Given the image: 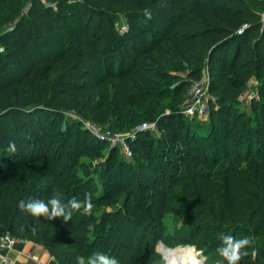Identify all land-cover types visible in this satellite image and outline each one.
Masks as SVG:
<instances>
[{"label": "trees", "instance_id": "trees-1", "mask_svg": "<svg viewBox=\"0 0 264 264\" xmlns=\"http://www.w3.org/2000/svg\"><path fill=\"white\" fill-rule=\"evenodd\" d=\"M51 1L0 0V14L3 13L0 41L11 40L0 51V237L9 234L31 240L48 223L21 212L18 208L21 199H45L47 193H53L66 202L75 196V190L82 195L93 190L89 182L70 172L75 166L71 153L60 164L59 144L53 140L56 126L50 118L62 99L95 92L107 80L121 81L138 59L153 54L154 47L167 35L183 43L204 39L185 50L187 61L195 66L205 62L209 71L218 75L227 70L253 69L254 51L264 55V31L258 33L259 25L253 14L246 15L250 33L258 35L252 37V42L246 32L237 34L223 22L225 16H235L233 10H226L230 0H96L99 3L86 10L88 14L67 1H54L52 7ZM25 6H28L26 13L22 11ZM146 10L151 13L150 20ZM120 15L127 26L123 35L108 31L106 24L111 28ZM15 18L17 21L11 28L1 27ZM78 37L84 44L75 48ZM163 72L160 66L151 70L155 77ZM196 74L191 76L197 77ZM224 83L229 85L228 81ZM209 109L208 125L212 129L218 122L216 112L227 115L228 133L243 128V118L233 103L219 100L217 110L213 106ZM192 115L199 117L196 113ZM254 115L253 133L264 138V105ZM72 127L73 123L66 121L63 135L67 136ZM210 137L207 129L192 126L186 136L187 144L182 141L185 146L178 148L174 160H170L176 173L161 174L151 164H139L138 188L151 208L148 226L140 208L133 203L124 211L111 213L105 231H102L105 224L95 223L92 215H81L78 222L69 221L66 228L58 230L60 237L69 246L85 248L89 244L88 235L100 231L105 240L99 241L98 246L101 250L121 251L128 257L124 264L128 261L135 264L140 253L151 254L159 241L171 246L165 237L164 219L172 206L173 189L183 186L193 194L196 189L212 185L216 177L214 162L222 156L229 174L237 178L240 155L232 158L221 151L222 155L215 158L214 152L199 145ZM9 141L15 142V153L7 150ZM247 149L249 154L244 157L247 161H264V146L253 153ZM26 175L34 180L21 187L27 184ZM117 199L118 193L114 192L108 204H115ZM196 210L197 217L188 218L192 225L187 233L190 243L216 233L213 226L205 224L199 206ZM62 220L57 218L53 223ZM231 235L240 238L235 232ZM248 251L246 264L259 261L264 264V239L258 245L251 242ZM252 253L256 254L255 259Z\"/></svg>", "mask_w": 264, "mask_h": 264}, {"label": "rangeland", "instance_id": "rangeland-1", "mask_svg": "<svg viewBox=\"0 0 264 264\" xmlns=\"http://www.w3.org/2000/svg\"><path fill=\"white\" fill-rule=\"evenodd\" d=\"M54 1L77 5L85 14H88L86 10L99 3L96 0H53L50 6L55 5ZM230 2L226 10H233L232 15L235 16H225L223 22L230 25L237 34L246 32L247 36L255 38L258 35L250 33V24L246 19V15L253 14L259 25L258 33L262 34L264 0ZM22 11L28 12V6ZM118 17L119 20L112 23L111 28L105 23L108 31L123 35L127 28L126 20L121 15ZM16 21L17 18L5 22L1 27L11 28ZM94 24L91 25L92 29ZM251 38L250 42L253 40ZM203 40L183 43L171 35L165 36L154 47L153 54L141 56L124 79L107 80L95 92L68 95L55 106L50 118L56 126L53 140L59 144L57 154L61 157L60 164H64L71 153V162L75 166L70 172L93 187L91 193L94 208L91 215L95 223L105 224L102 231L109 225L111 213L124 211L133 203L140 208L144 224L149 225L151 208L138 188L139 164H151L161 174L176 173L170 160H174L173 154H176L178 148L187 144L186 136L190 134L192 126L211 132V137L199 145L209 149L210 153L214 152L215 158L220 157L221 151L229 153L232 158L240 155L237 178L233 179L229 174L228 164L221 161L222 156L214 162L216 177L212 185L196 189L193 194H189L183 186L173 189L172 206L164 219L165 237L171 246L159 241L151 254L140 253L135 264H165L159 245L169 249L191 248L200 264H205L200 260L201 253L208 257L206 264H226L216 252L221 243L218 238L220 234L231 235L235 232L240 238L248 237L253 245H258L264 239V161L250 162L244 158L249 154L247 148L253 153L257 147L264 146V138L253 133L252 129L254 113L264 105V55L254 51L253 69L237 72L227 70L218 75L216 72L211 73L205 62L195 66L187 61L185 50ZM9 42L11 40L0 41V48L3 50ZM76 42L75 48L84 44L80 37ZM157 66L164 70L159 77L151 74V70ZM192 74L197 77H192ZM197 97L205 101L207 107L206 113L199 117L188 112ZM219 100L234 104L243 118V128L228 133V117L220 112L215 113L218 117L216 127L212 129L208 125L209 108L213 106L217 110ZM66 121L73 123L67 136L63 135ZM122 142L130 147V157L124 154ZM29 176H24L27 184L21 187L33 182L34 179L31 180ZM67 181L73 182L72 179ZM74 192L75 197L83 199L84 195L77 190ZM114 192L118 193V199L115 204L109 205ZM52 196L55 195L47 193L44 200ZM198 206L205 217V224L213 226L216 233L190 243L187 233L192 225L188 218L197 217L194 212H197ZM80 218V213H74L71 221L76 223ZM53 221L41 227L31 240L49 249L56 264H76L77 256L87 259L95 252L115 256L119 264H124L123 261L128 258L121 251L101 250L99 241L105 239L100 236V231L88 235L89 244L85 248L69 246L58 233L68 223L63 220L56 223ZM240 264H246L244 259Z\"/></svg>", "mask_w": 264, "mask_h": 264}, {"label": "clouds", "instance_id": "clouds-1", "mask_svg": "<svg viewBox=\"0 0 264 264\" xmlns=\"http://www.w3.org/2000/svg\"><path fill=\"white\" fill-rule=\"evenodd\" d=\"M147 19H151V13L146 10ZM9 152H16V145L14 141L8 142ZM18 208L21 212L32 216L35 219L43 218L46 221H52L56 218H62L64 223L72 220L74 213H80L84 216H90L94 208L92 193L85 192L83 199L78 197H71L65 202L60 195L52 196L45 201L42 198L29 199L27 201L21 199L18 203ZM220 246L216 252L223 257L226 264H240V261L249 256V247L251 240L248 237L237 239L230 234L219 235ZM255 253H252V258L255 259ZM200 260L205 262L208 257L200 254ZM76 264H119V260L115 256H110L104 252H95L88 256L76 257Z\"/></svg>", "mask_w": 264, "mask_h": 264}, {"label": "crops", "instance_id": "crops-1", "mask_svg": "<svg viewBox=\"0 0 264 264\" xmlns=\"http://www.w3.org/2000/svg\"><path fill=\"white\" fill-rule=\"evenodd\" d=\"M26 240L25 244H17L12 249L0 247V258L6 255L17 264H56L48 250L32 240Z\"/></svg>", "mask_w": 264, "mask_h": 264}, {"label": "built area", "instance_id": "built-area-1", "mask_svg": "<svg viewBox=\"0 0 264 264\" xmlns=\"http://www.w3.org/2000/svg\"><path fill=\"white\" fill-rule=\"evenodd\" d=\"M0 51H2L1 48H0ZM206 110H207V107H206L205 101H201L200 98L197 97V99L194 101L192 106L189 108L188 112L190 114L196 113L198 116H202L203 114L206 113ZM121 147L124 150V154L127 157H130L131 150L128 144L125 142H122ZM26 241L27 240L24 238H19V237L11 236L9 234H5L0 237V247L6 248V249H12L17 244H25ZM0 264H17V263H15L13 260H11L8 256L5 255L0 258Z\"/></svg>", "mask_w": 264, "mask_h": 264}, {"label": "bare ground", "instance_id": "bare-ground-1", "mask_svg": "<svg viewBox=\"0 0 264 264\" xmlns=\"http://www.w3.org/2000/svg\"><path fill=\"white\" fill-rule=\"evenodd\" d=\"M165 264H200L191 248L178 247L169 249L163 245H159Z\"/></svg>", "mask_w": 264, "mask_h": 264}]
</instances>
